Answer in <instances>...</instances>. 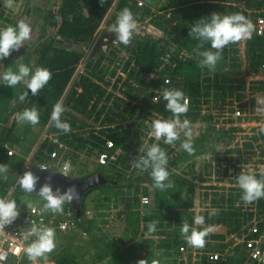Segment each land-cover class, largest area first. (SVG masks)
Here are the masks:
<instances>
[{
	"label": "rangeland",
	"instance_id": "1",
	"mask_svg": "<svg viewBox=\"0 0 264 264\" xmlns=\"http://www.w3.org/2000/svg\"><path fill=\"white\" fill-rule=\"evenodd\" d=\"M54 1L0 0V4L3 5L0 15L8 16V21L5 22L0 18V28L13 25L12 22L21 19H25L28 22L31 14H38V11L40 12L39 15H43L44 10L41 7H44V9L49 8ZM190 2L199 4L202 11L206 13L207 19L213 12H218L221 15L234 14L236 13L234 9H238V13L243 14V4L225 3L224 0H190ZM9 3H11L12 7H9ZM149 4L156 7V9H162L164 6H168L169 2L153 0ZM259 17L261 16H256L251 11L247 15V18L252 22L254 27ZM147 26L148 22H143V20L138 22L137 20V31L134 33L133 38H157L155 33ZM32 29V39L25 41L19 50H25L29 45L37 47L38 39L41 40V43L51 41L55 33L53 29L42 21H40L37 27ZM101 30L100 35L92 43V46L84 50L86 55L85 63L80 66L74 82H79L81 76H84L88 62L97 61L101 55H105V62L102 65L108 71L104 74L102 70L100 77L105 76L107 78L106 81H111L110 86H108L111 89L119 77L122 76L123 79L128 78L127 72L124 73L122 71L123 68L120 67L121 65L125 66V63L131 59L130 49L133 48V45L132 41L128 45L115 41V34L106 28V26L101 28ZM107 33H111L114 40L110 41L106 39L100 47H97L99 38ZM254 35L253 29L252 36ZM249 40L238 41L239 68L231 66L234 63L232 60L233 55L227 54L226 62L220 65V67H223L221 71L215 69L210 75H205L204 68L201 69L203 78H216V74H219L222 79L220 86L225 85L226 88H215L213 80L203 82V91L204 93L207 92V95L202 97V103L188 110L186 115H181V120L188 119L190 121L192 130L191 139L194 148L191 154L180 147L181 142L187 139L183 135V132H181L179 139L174 145L165 144L163 139L156 141L154 137L149 135L151 122L154 119L167 120L173 118V114L166 110L164 100V102L161 99L158 103L152 102L153 97L159 95L161 90L168 88V86L157 90H154L153 86L146 89L130 80L134 83L133 88L135 89L131 90L134 92L132 99L128 101L130 107L127 109V112L135 107L137 111L133 117H129L127 113L125 119L118 118L113 125L109 126L101 124L102 120H104L103 117L97 121L94 119L96 113L93 115L90 113L93 101L86 108L85 112L80 111L83 108H73L74 99L68 106L70 88L67 96L61 103L65 107V111L63 112L65 114L64 117L69 122L74 123V127H72L68 134H76V136L68 138V144L59 143L53 148V152L50 153L48 150L51 147L50 142L55 140V135L50 132L53 125L52 122L46 127L41 125V127L36 125L31 127L30 123L18 124L16 121V113L24 111L27 106H32L33 104L29 96L24 100L20 99V96L27 89L25 84H18L17 92L20 95L16 98L14 97L4 114L3 120L0 121V138L4 139L7 136L9 140L6 144L3 164H6L8 168H13L15 172L21 169V173L31 171L33 167L40 169L42 164H47L50 170L61 174L64 162L68 161L71 165V171L64 176L72 179L76 177V179L83 180L95 174H102L107 180L113 181L112 184H118L117 180L121 179V183L119 184L121 187L101 188L99 186L87 194L84 201V215L87 220L91 221V235L83 236L81 234V236H78L55 232L56 248L47 254V261L52 262L53 256L62 254L60 253L61 251H74L80 260V264H108L107 260H110L113 264H138V261L141 259L145 260L147 264H203L205 254L218 252L223 256V264H254L248 261L249 252L246 247V234H249L253 224L251 222L255 217L261 219L264 224V213H261V210L255 208L252 204H245L241 200V192L238 193L235 190L239 186L232 184L236 178L235 176H238L242 172L251 174L264 172V133L260 132V128L264 127V112L256 111V108L259 107L256 104L257 98H264V67L260 65L257 69L249 64ZM176 49L177 45L172 46L171 55ZM199 52L183 51L178 57L184 61L194 59L200 62L201 57L198 55ZM1 65L3 64L0 61V72H3L6 70L4 68L6 64ZM26 65L30 68L33 67L28 63ZM112 71H116V76L111 77L113 76L110 75ZM153 78L154 76H150L147 78V81L149 82ZM120 85L118 83L119 89L121 88ZM237 87L241 89H237ZM27 91L29 92V90ZM117 94L122 95L121 97L123 98H126V95H128L127 92L123 94L120 90L117 91ZM150 94L153 96L152 100L149 103H144L143 98ZM185 96L189 99L187 93ZM190 102L189 100V105ZM155 104H162V113L151 110V107ZM34 106L38 108V105ZM123 108L121 107L120 110ZM113 129H117L120 133L131 132L130 138L126 143L117 149L114 148L115 143L111 139H108V137L106 138V136L115 132ZM92 135L100 136L102 140H106V144L102 145L99 142L90 141L89 136ZM205 135L208 139L201 144L199 141ZM74 138L82 139V141L78 143L74 142L71 146L70 143ZM145 142L148 144L158 143L166 152L168 159L166 167L169 176L165 183L171 182L172 187L162 191L165 192L164 196L168 201L177 204L180 201L184 202L188 197L191 198L195 216L203 215L205 217V214L216 208L233 212V208L237 207L242 208L244 213L253 212V218L247 220L246 224L236 231L235 228L238 223H236L235 217L233 218L234 225L232 228H229L225 224L209 225L213 227V231L205 237L204 247L196 248L186 243L183 245L186 248V255L184 256L179 252L180 248L173 249L170 247L174 238L168 237L169 234L176 233L175 212L182 211L181 207H171L169 212L171 220L164 223L166 224L165 227L160 228L156 226L155 236L146 235L143 219L153 211L156 190L159 188L154 186L150 172L134 167V160L140 154L139 148ZM17 144H19L18 147ZM19 148L21 153L17 152ZM111 149H114V151L111 152ZM104 153L109 154L110 158L105 163H102L100 158ZM21 161L23 163L20 166L17 162ZM20 176H17L14 186L10 189L8 198L15 199L18 197L19 204L26 206H42L44 201L39 196L28 194L17 196L16 184ZM178 179L188 180L194 184L195 188L193 192L187 193L186 187H180ZM142 200H148L149 204L143 205ZM230 200H233L234 203H230ZM168 205V203H164L163 207H167ZM130 213H139V216L136 218L140 221V233L138 234L133 233L132 218L128 217ZM164 216L166 217L167 215L163 214ZM155 222L156 225L159 224V221ZM240 222L244 223V218L240 219ZM194 227L197 230L205 228L204 225H194ZM128 231H132L133 236H129L127 234ZM161 231L164 233H159ZM179 235H181V231ZM92 236H95L94 238L97 240H108L114 243L115 247H119L121 251H127L131 255L113 260L111 258H107L105 261L100 260L97 258L95 249H93L94 238ZM135 236L137 239H134ZM221 236L225 238L218 239ZM181 238L184 240L183 236ZM143 239H146V241L154 240V243L148 242L141 246ZM37 261L42 263L47 262L43 258H39Z\"/></svg>",
	"mask_w": 264,
	"mask_h": 264
},
{
	"label": "trees",
	"instance_id": "2",
	"mask_svg": "<svg viewBox=\"0 0 264 264\" xmlns=\"http://www.w3.org/2000/svg\"><path fill=\"white\" fill-rule=\"evenodd\" d=\"M156 1L169 2L168 6H164L162 9H157V11L152 14L148 21L147 27L153 32L158 33L160 36L158 38H132L133 48L130 49L132 57L127 63H125V66L121 65L120 67L123 68L122 71L124 73L127 72L128 78L123 79L122 76L119 77L111 89L108 88L111 81H106L107 78L105 76L100 77L102 70L104 74L108 71V69H105V66L102 65L105 62V55H101L97 61H93L91 63L88 62L85 68L84 76H81L79 82H74L80 66L84 65L85 63L86 55L84 50L92 46V43L100 35L102 31L101 28L104 25L108 29L112 28V25L116 23V19L118 17L116 14H119L124 8L130 9L134 15V18H137V14H139L138 19L142 21L144 16L149 15L146 14V5H144V3H151L153 0H104L103 3H101V0H55L49 8L47 7L44 9V7H41L44 10L43 15H39V11L38 14H31V18H29L28 22L32 28L37 27L40 21L45 22L47 26L55 31L52 40L41 43V40L38 39L37 47L34 45L31 47L29 45V47L27 46L25 50L23 49L14 51L13 54L1 62L3 65L6 64L4 65V68L6 69L11 66L15 68V63L22 62L24 64H31V66H33V70L36 67H46L51 71V79L49 80L48 84L37 93V95L33 96L29 90L28 96L30 97L31 103L33 102V104L32 106H27V109L32 108L34 105H38L39 122L36 124V126L41 125L46 127L51 122L50 116L53 106L57 102L62 101L69 88H71V92L68 95L69 102L67 105L69 106L71 101L74 99L73 108H83V110L80 111L85 112L86 108L93 101L90 113L92 115L96 113L94 119L97 121L101 120L103 117L104 120H102L101 124L104 126L113 125V123H115L118 118L125 119V115H127V113L129 117H133L135 115L137 111L136 107L127 112V109L130 107L128 101L129 99H132V94L134 92L131 90L135 89L133 88L134 83L136 85L143 86L146 89L150 86H153V89L157 90L161 87L163 88L164 86H168V88L170 87L173 89L182 90L184 94H188V98L191 101L189 110L194 108L195 105L201 104L202 97L207 95V92L204 93L203 91V82L213 80V85L215 88H226L225 85L220 86L222 84V79L220 78L219 74H216V78H203L201 75L202 67L200 66V62L194 59H188L187 61H184L178 57L183 51H216L215 49H211L210 42H201L189 36V31L196 20L207 19V17L202 12L201 6L199 4L190 2V0ZM234 3L244 5L242 13L246 17L249 11L254 13L259 12L255 13L256 16L264 17V0H234ZM140 5L143 7L141 8ZM2 8L3 5L0 4V10ZM234 10L236 13L239 12L238 9ZM0 18H2L3 22L8 21V16H3L1 14ZM16 23L17 21L12 22L13 25ZM174 44L177 45V49L171 55L170 51ZM227 54L233 55L232 60L234 63H232L231 66L236 68L240 67L238 42H236L227 45L222 50L221 59L218 61L215 69H219V71L222 70L223 67H220V65H223V63L226 62ZM248 60L249 64L253 68L257 69L264 63V37H258L254 35L250 38L248 44ZM203 68L205 75H210L213 72L207 67ZM224 70L226 69L224 68ZM110 75H113L111 77L116 76V71L110 72ZM150 76H154V78L148 82L147 78ZM130 80H132L134 83ZM118 83L121 84L120 89ZM18 87L19 85H17L15 88H11L10 86L1 84L0 121L3 120L4 114L12 103L14 97L16 98L20 95L17 92ZM237 89L241 88L237 87ZM118 90H120L123 94L127 92L128 95H126V98H123L121 97L122 95L117 94ZM152 97V94L144 97V103H149L152 100ZM161 100L163 101V98H161ZM164 103L166 105V101ZM161 105L155 104L151 107V110L162 113L163 106ZM121 107L124 108L120 110ZM187 113L182 115H186ZM64 115L65 114L62 113L61 119L68 122L72 129V127H74V123L66 120ZM32 126L33 125L31 124V127ZM113 130H115V132L106 136V138L108 137V139H111L115 143L114 148L117 149L119 146H123L126 143V141L130 138L131 132L126 131L124 133H120L117 129ZM50 132L55 135V140L50 142L51 147L48 149L50 153L53 152V148H55V146H57L59 143L68 144L67 139L76 136V134H68L69 132L64 133L61 130L55 128L54 125L51 126ZM6 138L7 136L4 137V139L0 138V164H3L2 161L3 157H5L4 154L6 150V144L9 141L8 138ZM91 138L92 142H99L102 145L106 144V140H102L100 136L92 135ZM207 139L208 138L205 135L201 139L202 141L200 140L199 142L203 144ZM79 141H82V139L79 140L74 138L70 144L72 146L74 142L78 143ZM112 151H114V149H111V152ZM17 163L21 166L23 161ZM8 170L10 171L7 174V178H1L0 181L1 197H7L9 195L11 191L10 189L14 186L17 176L23 174L21 173V169L18 172H15L13 168H8ZM31 172L42 171L39 168L33 167ZM146 172H150V170ZM253 175L259 179L264 177V172ZM235 177L236 178L232 184L238 185V176ZM117 182L118 184H106L101 186V188L121 187V185H119L121 183V179H118ZM178 184L180 187H186L187 193H192L195 188L194 184L188 180L178 179ZM235 190L238 193L241 192L240 188H236ZM16 193L18 194L17 196L26 195L24 192L19 191L18 189L16 190ZM164 194V191L160 189L156 190L154 209L143 219L144 231L147 233L148 224L154 221H159V224L156 225L157 227H165L166 224L164 223L171 220V217L169 216L171 207H181L183 209L182 211L175 212L174 220L176 233L172 235L169 234L168 236L174 238L170 247L173 249H178L180 246L186 244V242L182 240V236L179 235L182 224L187 222L190 226H194L195 212L192 209L191 198L188 197V199L184 202L180 201L177 202V204H174L172 201H168ZM14 200L17 204L20 203L18 197H16ZM164 203H168L169 205L167 207H163ZM230 203H234L233 200H230ZM251 204L255 206V208L261 210V213H264V198L259 199ZM71 207L74 209L72 205ZM216 210L217 211L215 215H209L210 212L205 214L204 227L215 224H225L229 228H232L234 225L233 218L235 217L236 223H238L235 228L236 231L242 225L246 224L247 220H251L254 215L253 212L244 213L242 208L237 207L233 208V212L219 210L218 208H216ZM84 213L85 204L83 206L81 215H77L75 211L80 232L68 234L81 236L82 232H86L87 235H91V221L87 220ZM163 214H166L167 216L163 217ZM138 216L139 213L128 214V217L132 218L131 223L134 229L133 233L135 234L140 233V221L136 219ZM242 218H244V223L240 222V219ZM200 230H202V228H200ZM55 232L59 234H65L59 231ZM159 233L162 234L164 232L161 231ZM127 234L131 236L132 231H128ZM155 235L156 233L153 232L149 236ZM94 237L95 236H92V238ZM134 239H137L136 236ZM220 239H223V237H220ZM148 242L154 243V240L146 241V239H143L141 246ZM93 243V249H95L97 258L100 260L105 261L107 258H111L113 260L115 258L119 259L131 255L129 252L127 253V251H121L119 247H115L114 243L108 240H97L94 238ZM60 253L62 254H56L57 256H53V259H51L53 263L80 264V260L74 251H61ZM107 261L108 264H113L110 260ZM29 262L31 261H29L27 256L24 255V257L19 261V264H27ZM52 262L47 261L46 263Z\"/></svg>",
	"mask_w": 264,
	"mask_h": 264
},
{
	"label": "clouds",
	"instance_id": "3",
	"mask_svg": "<svg viewBox=\"0 0 264 264\" xmlns=\"http://www.w3.org/2000/svg\"><path fill=\"white\" fill-rule=\"evenodd\" d=\"M104 0H101L103 3ZM9 7H12L9 3ZM254 26L252 22L241 13L230 15H221L213 12L208 19H198L192 25L189 36L201 42H210L212 50L200 51L198 55L201 57L200 66L207 67L210 71H214L218 61L221 59L222 50L229 44L236 43L241 40L250 39L252 37ZM32 26L25 19L18 20L15 25H9L0 28V61L8 58L13 51L19 50L25 43L32 39ZM112 33L115 34L118 43L128 45L131 43L134 33L137 31V21L130 9L124 8L118 15L116 23L112 25ZM21 59V58H20ZM19 59V60H20ZM15 68L8 67L5 71L0 72V84L15 88L18 84H25L26 89L30 90L33 96L44 88L52 77L51 71L46 67H36L34 70L24 63H15ZM25 92L20 96L21 100L28 97L29 92ZM163 98L166 101L165 108L173 114L172 119H154L151 122V130L149 135L154 137L156 141L163 139L168 145H174L179 139L181 132L187 138L181 142L180 147L191 154L194 151L192 144V130L188 119L181 120V115L189 110V100L184 92L179 89L163 88L159 95L153 97V103H158ZM257 112H264V98H257ZM65 107L61 102H57L53 106L50 120L54 127L67 133L71 130L68 122L61 119ZM16 121L18 124L30 123L36 125L39 122V112L36 106L25 109L16 113ZM260 132L264 133V127L260 128ZM139 155L134 160V167L142 171L150 170L151 179L154 186L161 190L172 187L168 180L169 173L167 171L168 159L166 152L158 143L148 144L145 142L139 148ZM11 154V153H9ZM40 170H47L41 166ZM71 171L70 162L65 161L61 174L67 175ZM8 166L0 164V178H7ZM55 172V171H49ZM38 177L31 171H26L19 178V187L28 193L35 190ZM237 183L241 189V200L245 204H251L259 199L264 198V177L257 178L251 173H240L237 177ZM37 195L44 201L43 208L51 211L53 214L62 213L65 204H71L74 199H78V192L74 187H68L61 192L59 188L54 192L50 184H44L40 187ZM216 209H213L209 215H215ZM19 216L17 203L14 199L0 198V229H5L11 225ZM205 217L196 215L194 217V225H204ZM148 232L150 235L156 230V222L149 223ZM213 231L212 226L197 230L196 227L190 226L184 222L181 227V235L189 246L203 248L205 245V237ZM21 241L14 249V254L19 255L21 251L25 253L28 260L32 264H36L39 258L48 260V253L56 248L55 229L48 226H38L32 224L25 231L17 233ZM34 237V238H33ZM30 241V242H29ZM28 242V243H24ZM7 259L5 254H0V264ZM138 264H147L143 259Z\"/></svg>",
	"mask_w": 264,
	"mask_h": 264
},
{
	"label": "built area",
	"instance_id": "4",
	"mask_svg": "<svg viewBox=\"0 0 264 264\" xmlns=\"http://www.w3.org/2000/svg\"><path fill=\"white\" fill-rule=\"evenodd\" d=\"M224 2L234 3V0H224ZM254 34L258 37H264V17L257 18L256 25L254 27ZM262 66L264 67V64H262ZM109 158L110 155L104 153L101 155L100 160L102 163H105L107 160H109ZM41 166L47 169L41 170L42 172L52 171L47 164H42ZM9 195L7 197L0 196V198L10 199L8 198ZM142 204L147 205L149 204V201L142 200ZM17 207L19 210L18 218L11 225L6 226L5 229H0V254H5L7 256V259L3 262V264H19V261L24 257L25 253L21 251L19 255L14 254L15 247L21 243L17 233L27 230L32 226V224L52 227L55 229V231L65 234L80 232L75 211L69 204H65L63 212L58 214L48 212L43 208V205L26 206L24 204H17ZM251 223L253 224L249 234H246V247L248 248L249 252L248 261L254 264H264V224L262 223V220L257 219V217H255ZM81 234L83 236H87L86 232H82ZM24 243L26 244L28 242ZM179 252L183 256L186 255V248L181 246ZM203 260V264L224 263L222 254L218 252L205 254ZM27 264H32V262ZM36 264L55 263L36 262Z\"/></svg>",
	"mask_w": 264,
	"mask_h": 264
},
{
	"label": "water",
	"instance_id": "5",
	"mask_svg": "<svg viewBox=\"0 0 264 264\" xmlns=\"http://www.w3.org/2000/svg\"><path fill=\"white\" fill-rule=\"evenodd\" d=\"M106 39L112 41L114 40V37L111 33L103 34L98 40L97 47H100L106 41ZM33 174L38 177L34 192L28 193L19 187L18 182L20 177L17 179L16 184V187L19 191H22L28 195L38 196L37 193L40 187L44 184H50L54 192L57 188H59L60 191L63 192L68 187H74L78 192V199H74L71 205L74 207L77 215L82 214L85 198L90 191L99 186L113 183V181L104 178L102 174H95L83 180H75L64 176L63 174H60L59 172H33Z\"/></svg>",
	"mask_w": 264,
	"mask_h": 264
},
{
	"label": "crops",
	"instance_id": "6",
	"mask_svg": "<svg viewBox=\"0 0 264 264\" xmlns=\"http://www.w3.org/2000/svg\"><path fill=\"white\" fill-rule=\"evenodd\" d=\"M144 5H146L145 6V11L147 12L146 14H149V15H146V16H144L142 19H143V22L145 21L146 23L149 21V19L151 18V16H152V14L155 12V11H157V9H156V7H153L151 4H149V3H144ZM140 7L142 8L143 6H141L140 5ZM143 12V11H142ZM203 12V14L206 16V13L204 12V11H202ZM116 13V12H115ZM114 13V14H115ZM141 13V12H140ZM254 13V12H253ZM255 13H259V12H255ZM116 15H119V14H116ZM207 17V16H206ZM137 18H139V14H138V17ZM136 19V18H135ZM138 20V22H140V20L139 19H136V21ZM105 26H103L102 28H104ZM107 28V27H106ZM103 30V29H102ZM109 30H111V29H109ZM155 33V36H157V38L160 36L158 33H156V32H154ZM173 46H176V44H174ZM70 89V88H69ZM69 89H68V91H69ZM67 94H68V92H66V95L64 96V98L62 99V101L61 102H63V100L65 99V97L67 96ZM6 113V112H5ZM78 123V122H77ZM76 123V124H77ZM83 134V133H82ZM85 134V133H84ZM86 138H88V136H86ZM89 140L90 141H92V138H91V136H89ZM91 143V142H90ZM19 146V144H17V147ZM17 152H19V153H21V151H20V148L17 150ZM75 178V180H80V179H76V177H74ZM217 229V228H216ZM220 229V228H219ZM221 231H222V229H220ZM221 237H223V238H225L224 236H221ZM220 239V238H219ZM212 240V239H211ZM221 240V239H220Z\"/></svg>",
	"mask_w": 264,
	"mask_h": 264
}]
</instances>
